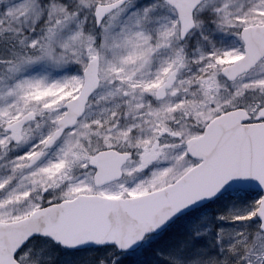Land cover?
Instances as JSON below:
<instances>
[{
    "label": "snow or ice",
    "instance_id": "1",
    "mask_svg": "<svg viewBox=\"0 0 264 264\" xmlns=\"http://www.w3.org/2000/svg\"><path fill=\"white\" fill-rule=\"evenodd\" d=\"M0 264H264V0H0Z\"/></svg>",
    "mask_w": 264,
    "mask_h": 264
}]
</instances>
